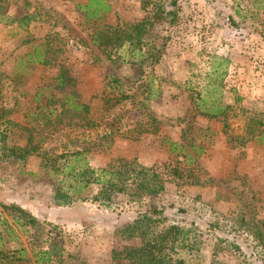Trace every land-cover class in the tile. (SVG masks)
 <instances>
[{
  "label": "rangeland",
  "instance_id": "374dc122",
  "mask_svg": "<svg viewBox=\"0 0 264 264\" xmlns=\"http://www.w3.org/2000/svg\"><path fill=\"white\" fill-rule=\"evenodd\" d=\"M105 1L109 12L86 20L76 6L87 0H0L3 15H31L22 27L0 23V106L19 124L35 108V93L56 73L28 63L41 50L68 70L96 123L59 126L42 150L88 147L95 169L135 160L163 190L103 203L90 185L56 206L61 177L41 168L40 157L17 163L0 153V264H43L51 246L52 264H117L113 250L139 245L127 227L153 209L160 213L148 214V238L170 226L185 233L183 247L167 251L180 264H264V140L246 132L264 115V0H178L175 22L155 24L146 38L154 50L164 44L156 63L143 55L147 47L104 49L90 40L104 24L142 21L143 1L155 0ZM122 94L129 98L103 110L102 97ZM203 99L228 105L225 114L203 115ZM106 128L111 139L101 138ZM6 142L23 144L15 135Z\"/></svg>",
  "mask_w": 264,
  "mask_h": 264
},
{
  "label": "trees",
  "instance_id": "16d2710c",
  "mask_svg": "<svg viewBox=\"0 0 264 264\" xmlns=\"http://www.w3.org/2000/svg\"><path fill=\"white\" fill-rule=\"evenodd\" d=\"M168 1V0H167ZM143 9L148 10L142 21L134 24L124 23L123 25H102L96 27L90 36V40L95 47L121 48L125 44L142 50L144 56H148L152 63L160 60L161 48L157 50L152 43L148 42L151 29L157 23L168 21L173 24L177 18L178 0H169L161 2L155 0L152 2L143 1ZM77 9L84 14L86 20L102 19L110 8L105 0H87L85 4H77ZM1 11V7H0ZM31 19V15H22L12 17L0 13V23H14L22 27ZM151 49V50H150ZM110 58V57H109ZM29 64L38 63L42 66L51 65L56 68L55 75L50 79L46 86L39 87L34 95L36 102L35 108L30 114L25 116V121L21 124L15 123L8 118L12 111L6 110L0 106V153L2 157L12 158L15 162L24 163L31 156L40 157L41 168L45 171L55 173V176L61 177L59 186L54 191L53 200L56 206H69L74 200L80 198L83 189L90 185L98 186L97 194L93 197L94 201L109 203L113 197L123 194L131 197L132 202H140L145 197H155L163 186H153L148 181L147 171L141 167L135 160H126L119 158L111 162L107 168H90L86 161V154L89 148L74 147L72 151L58 153H49L43 151V145L50 137L59 130V126L74 125L81 127L95 126V122L89 117L90 106L84 104L79 99L76 89V82L70 76L67 69L62 65H52L46 53L44 54L37 48L32 54L27 55ZM215 71V70H214ZM128 95H113L102 97L103 110L108 111L115 105L128 99ZM204 110L202 114L210 118H219L225 114L228 105H221L220 101L214 99L211 103L204 100ZM247 126L246 132L251 137L259 135L260 140H264V115L260 118L253 116ZM105 122V121H104ZM6 127L3 128V126ZM109 127L108 123H105ZM102 139H110L113 136L112 129L106 128ZM9 135H15L19 138L22 145L13 143L9 145L6 139ZM149 173V172H148ZM66 184L69 191L62 188ZM70 192V193H69ZM7 208V207H5ZM8 209V208H7ZM20 215H26V212L20 208L12 207ZM160 213L157 209L148 211L140 215L133 221L131 228L127 227L130 236L135 235L139 239V245L133 248L122 250H113V263L126 264H180L178 260L169 257L167 251H172L175 245L183 247L185 236L176 226H170L167 229L156 233L148 238L147 234L151 231L150 223H153L148 214ZM264 228V223H263ZM126 229L123 232L127 231ZM137 231V233H133ZM56 255L52 246L50 250L41 252L40 263L52 264V256Z\"/></svg>",
  "mask_w": 264,
  "mask_h": 264
}]
</instances>
